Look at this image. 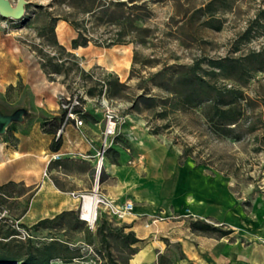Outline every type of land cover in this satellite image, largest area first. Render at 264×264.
<instances>
[{"label": "rangeland", "instance_id": "obj_1", "mask_svg": "<svg viewBox=\"0 0 264 264\" xmlns=\"http://www.w3.org/2000/svg\"><path fill=\"white\" fill-rule=\"evenodd\" d=\"M9 1L14 5L17 0ZM27 1L23 19L0 16V106L11 112L26 104L34 113L23 125L10 124L0 136V174L31 177L32 167L38 166L42 177L60 191H75L79 206L60 227L35 229L38 221L33 223L26 213L38 179L12 180L15 184L6 195L0 194L2 233L30 235L34 243L55 236L81 255L50 264H125L136 248L125 237L124 218L98 201L96 220L90 224L80 215L81 196L97 190L99 199L129 201L106 197L103 191L118 185L138 191L146 174L145 155L150 154L176 161L174 178L163 180L160 191H177L187 175L199 172L210 181L200 191H228L264 233V19L258 15L264 0ZM75 27L86 44L79 39L72 45L80 36ZM225 58L238 61L250 73L233 74L237 84L226 79L210 66ZM192 72L219 87L235 85L250 99L234 132L210 134L201 110L182 105L181 95L188 89L180 84L181 78ZM55 86L63 90L56 92L59 111L46 115L38 102L55 92ZM67 98H76L83 107L79 126L66 117ZM84 107L95 114L84 113ZM64 112L57 135L70 122L77 127L88 120L97 123L92 161L64 159L48 151L39 155L44 158L41 163L34 153L39 140L34 131L50 135L44 133L43 123ZM110 114L114 130L106 136ZM183 147H190L202 164L196 166L191 158L178 164ZM102 148L103 166L96 176ZM43 202L41 196L40 205ZM102 222L106 244L97 232Z\"/></svg>", "mask_w": 264, "mask_h": 264}, {"label": "crops", "instance_id": "obj_2", "mask_svg": "<svg viewBox=\"0 0 264 264\" xmlns=\"http://www.w3.org/2000/svg\"><path fill=\"white\" fill-rule=\"evenodd\" d=\"M54 89L55 92L41 97L38 102L40 110L46 115H56L59 111L56 92L60 88L55 86ZM95 112L84 107V113L94 115ZM96 125L91 120L82 127L68 123L62 131L61 145L56 152L64 159L92 161L97 151ZM34 135L39 139L35 142L34 153L39 156L49 151L52 154L49 147L53 135L44 136L37 130ZM39 157L43 163L44 158L42 155ZM145 160L146 174L139 182L138 191H125L119 185L106 187L103 191L106 197L129 200L133 204L132 211L123 222L125 229L132 231L138 241L133 245L136 252L128 258L127 264H159V258L164 264H264V233L259 232L255 220L233 203L228 191H200L210 181L199 172L187 175L185 183L177 191H160L163 180L174 178L176 161L172 158L168 163L164 157L152 154L145 155ZM38 169V166L31 169V177L38 179V189L26 213L29 220L36 223L63 211L76 210L79 202L75 191H60L51 179L42 177V170ZM1 170L4 172L3 168ZM31 177L0 174V184L12 180L30 181ZM41 196L44 197L42 205L39 203ZM154 216L159 219L147 226ZM195 220L232 232L218 236L196 231L190 226Z\"/></svg>", "mask_w": 264, "mask_h": 264}, {"label": "trees", "instance_id": "obj_3", "mask_svg": "<svg viewBox=\"0 0 264 264\" xmlns=\"http://www.w3.org/2000/svg\"><path fill=\"white\" fill-rule=\"evenodd\" d=\"M258 15L264 19V9L260 10ZM56 19H52L53 24ZM71 23L75 26V23ZM75 28L80 36L73 40L72 45L76 46L79 39L83 40V43L86 44V38L81 36L82 33L78 27ZM210 66L218 69L224 74L226 79H230L236 84L239 79L233 74L240 76L247 72L250 73L238 61L228 58L218 62H212ZM227 70L229 74L225 73ZM180 84L188 89L187 92L185 91L181 95L182 105L200 109L210 134L216 136H227L231 132H234L235 128L244 119L247 106L251 102L237 86L223 84L219 87L214 82L205 79L203 76L196 75L194 72L182 77ZM64 115L65 112L59 116H54L42 125L44 133L53 135L50 143V150L52 152L58 151L61 145V135H57V133L62 126ZM188 158L193 159L196 166L202 164L192 155L190 147H183L178 156L179 164H183ZM14 184V182L10 181L0 185V194L6 195L5 191H8V187ZM27 208L28 205L23 209L22 215L25 214ZM74 214V210L63 211L52 218L39 220L34 225V228L50 230L60 227L63 219H67ZM190 226L193 230L216 234L218 236H226L232 232L231 230L223 229L199 220L191 221ZM104 230L105 223L102 222L98 225L97 232L101 241L106 244ZM17 235L18 233L16 231H13V233H2L0 228V264H50L53 260H60L62 263H67L81 256L78 249L71 247L67 242L55 236H51L50 240L34 243L30 235L23 238ZM125 237L131 246L138 241L132 231H128ZM135 252L136 249L131 252L130 256ZM158 263L164 264L161 258L158 259ZM125 264H127V261Z\"/></svg>", "mask_w": 264, "mask_h": 264}, {"label": "water", "instance_id": "obj_4", "mask_svg": "<svg viewBox=\"0 0 264 264\" xmlns=\"http://www.w3.org/2000/svg\"><path fill=\"white\" fill-rule=\"evenodd\" d=\"M27 0H17L13 5L9 0H0V16L5 19L21 20L26 12ZM33 113L25 104L12 110L6 111L0 106V136L3 135L7 127L12 123L25 124Z\"/></svg>", "mask_w": 264, "mask_h": 264}, {"label": "built area", "instance_id": "obj_5", "mask_svg": "<svg viewBox=\"0 0 264 264\" xmlns=\"http://www.w3.org/2000/svg\"><path fill=\"white\" fill-rule=\"evenodd\" d=\"M67 100L68 102L64 106L66 110L67 119L74 121L77 126L81 125V120L78 119V114L82 112L83 107L81 106L80 102L76 98H73V99L67 98ZM112 119H113V116L111 114L108 115L109 124L107 125V128L105 130L106 136L111 135L113 133L115 123ZM104 151H105V148H102L101 157L99 158L100 161L103 160ZM52 158L59 159L60 156L58 154H53ZM95 170H96V174H99L102 168L100 169V167L98 168L96 166ZM99 202L103 203L105 206V209L112 211L118 218H125L132 211V208H133V204L129 201L123 204H117L112 199L111 200L99 199ZM158 219L159 217H152L151 220L146 225L148 226L154 223L155 221H157Z\"/></svg>", "mask_w": 264, "mask_h": 264}, {"label": "bare ground", "instance_id": "obj_6", "mask_svg": "<svg viewBox=\"0 0 264 264\" xmlns=\"http://www.w3.org/2000/svg\"><path fill=\"white\" fill-rule=\"evenodd\" d=\"M102 161V163H101ZM99 160L97 162V167L100 169L103 166V160ZM101 171V170H100ZM98 176V174H96ZM97 182L94 183V188H97ZM81 199V210H80V215L81 218L89 222L90 224H93L94 221L96 220L97 216V203L99 201V195L98 191L94 190L92 193L89 194H83ZM190 202V200H188ZM192 203V202H191Z\"/></svg>", "mask_w": 264, "mask_h": 264}]
</instances>
